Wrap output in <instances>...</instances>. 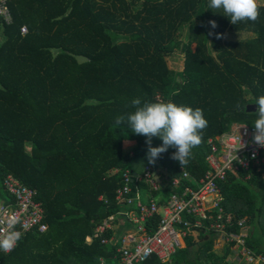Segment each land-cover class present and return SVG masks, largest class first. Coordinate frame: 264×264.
Returning <instances> with one entry per match:
<instances>
[{
	"label": "trees",
	"instance_id": "16d2710c",
	"mask_svg": "<svg viewBox=\"0 0 264 264\" xmlns=\"http://www.w3.org/2000/svg\"><path fill=\"white\" fill-rule=\"evenodd\" d=\"M209 3L7 1L11 22L0 19V198L10 201L2 182L14 175L34 190L46 228L28 229L12 251L0 250V264H118V241L101 242L93 229L107 216L123 217L121 211L133 208L117 203L116 189L125 168L140 171L148 162L147 138L126 122L115 124L118 116L135 111L133 99L203 110L208 125L202 143L183 166L194 177L206 168L209 136L233 121L254 125L255 102L264 95V7L257 21L233 25ZM213 20L215 28L209 23ZM227 29L253 35L224 39ZM186 42L196 44L193 51L185 50ZM72 53L87 59L77 62ZM175 53L182 55L180 68L167 63ZM248 103H255L256 110L246 111ZM125 140L134 143L124 147ZM161 144L152 138L153 147ZM175 151L169 147L156 159L165 167V179L180 171L171 158ZM263 172L264 164L228 171L220 187L225 210L244 217L245 244L264 253ZM137 186L142 201L160 193H148L142 181ZM168 190V184L160 190L163 200ZM124 219L117 233L130 226ZM157 222L155 215L146 226L154 228ZM112 233L107 229L105 236ZM216 236L198 228L196 237L186 235L184 245L161 264H235L227 245L220 252L214 249ZM158 262L152 254L135 264Z\"/></svg>",
	"mask_w": 264,
	"mask_h": 264
},
{
	"label": "built area",
	"instance_id": "2783aa9c",
	"mask_svg": "<svg viewBox=\"0 0 264 264\" xmlns=\"http://www.w3.org/2000/svg\"><path fill=\"white\" fill-rule=\"evenodd\" d=\"M8 0H0V19L11 22ZM26 27H21V32ZM254 125L246 122H231L226 129L207 138L209 150L204 156L206 168L199 177H194L182 166L179 173L165 179V167L157 163H145L140 171L125 168L122 172V183L116 189L117 203L132 205L133 208L121 211L123 217L109 215L95 224L93 236L100 237L101 242H116L118 264H135L147 260L152 254L159 262L165 263L176 247L184 245V237H196L198 228L205 227L217 233V237L230 249L233 258L245 264H264V253L254 251L245 244L246 226L244 217L234 218L223 206V194L220 187L226 173H237L264 164V147L253 141ZM243 145V147H242ZM144 182L148 193L158 191V195H149L148 201H142L137 182ZM135 194L132 192V184ZM165 184L169 190L165 199L161 191ZM2 186L10 201L0 198V232L6 228L9 217L15 216L20 223L16 229L22 234L28 229L44 231L46 224L42 221L43 209L40 202L34 199V190L14 175L7 174ZM157 215L156 227L147 228V221ZM128 228L117 233L118 225L125 221ZM235 225L237 231L230 230ZM119 226V227H120ZM107 229L113 230L106 237ZM115 230V231H114ZM90 242L92 236H86ZM3 251V250H2Z\"/></svg>",
	"mask_w": 264,
	"mask_h": 264
},
{
	"label": "clouds",
	"instance_id": "9594fccd",
	"mask_svg": "<svg viewBox=\"0 0 264 264\" xmlns=\"http://www.w3.org/2000/svg\"><path fill=\"white\" fill-rule=\"evenodd\" d=\"M261 7L264 5H261L259 0H210L208 5L212 10L221 9L233 25L241 21H257ZM209 23L213 28L216 27L214 20ZM220 35L222 34H217V37ZM255 103L258 105V119L254 122L253 141L264 147V95ZM131 106L135 111L127 116H118L115 124L119 126L126 122L132 132L147 138L148 162L155 163L160 154L169 147H174L176 151L172 153L171 158L178 161L182 167L185 166L192 156V150L202 143L201 133L208 125L203 110L199 107L193 109L190 106L177 105L171 101L141 104L140 98L133 99ZM153 137L160 138L162 144L153 147ZM18 223L19 219L11 216L6 221V228L0 232V250L5 253L12 251L22 239V232L16 229Z\"/></svg>",
	"mask_w": 264,
	"mask_h": 264
},
{
	"label": "crops",
	"instance_id": "0c3cea01",
	"mask_svg": "<svg viewBox=\"0 0 264 264\" xmlns=\"http://www.w3.org/2000/svg\"><path fill=\"white\" fill-rule=\"evenodd\" d=\"M259 3L262 5V4H264V0H259ZM239 32H245V34H242L243 36H239L238 34H239ZM241 35V34H240ZM253 35V33L251 32V31H233V30H229V29H227L226 31H225V34H224V39H231V40H236V39H244V38H247V37H251ZM196 47V44L194 43V42H186L185 43V50H187V51H193L194 50V48ZM181 61H182V55H181ZM180 67H181V62H180ZM134 143V140H125V145L126 146H130V145H132ZM128 146V147H129ZM127 147V148H128ZM263 176H264V172H263ZM216 238H218L217 236H216ZM220 241V240H219ZM221 243H222V241H220ZM224 246V244L222 243L221 244V247H223ZM216 246H214V249H216L215 248ZM228 256H230V258H229V260H233L234 262H235V264H242L240 261H238V260H235L234 258H233V255L231 254V253H229V255ZM245 264V263H244Z\"/></svg>",
	"mask_w": 264,
	"mask_h": 264
},
{
	"label": "rangeland",
	"instance_id": "374dc122",
	"mask_svg": "<svg viewBox=\"0 0 264 264\" xmlns=\"http://www.w3.org/2000/svg\"><path fill=\"white\" fill-rule=\"evenodd\" d=\"M241 34V35H240ZM242 34H245V32H239V36H243ZM180 62H181V54L180 53H175L173 55V57H170V58H167V63L170 65V66H174V67H178L180 68ZM129 146V145H128ZM125 145V142H124V147H128ZM130 147V146H129ZM144 195V194H143ZM142 200H145V198L143 197ZM120 225H118L117 227L119 228ZM223 243V242H222ZM218 238H215L214 240V246H216L215 250L220 252L221 251V244H222ZM264 246V245H263ZM230 258V256H228V259Z\"/></svg>",
	"mask_w": 264,
	"mask_h": 264
},
{
	"label": "water",
	"instance_id": "95a60500",
	"mask_svg": "<svg viewBox=\"0 0 264 264\" xmlns=\"http://www.w3.org/2000/svg\"><path fill=\"white\" fill-rule=\"evenodd\" d=\"M72 54L77 62H81L87 59V57L81 53H72ZM256 108H257V105L255 103H248L246 105V111L248 112H253L256 110Z\"/></svg>",
	"mask_w": 264,
	"mask_h": 264
}]
</instances>
